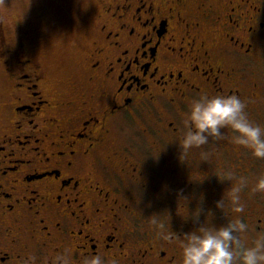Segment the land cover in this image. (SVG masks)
<instances>
[{"label": "flooded vegetation", "instance_id": "1", "mask_svg": "<svg viewBox=\"0 0 264 264\" xmlns=\"http://www.w3.org/2000/svg\"><path fill=\"white\" fill-rule=\"evenodd\" d=\"M83 7L59 35L71 65L53 61L62 57L41 36L0 24V264H51L66 249L72 264L96 254L106 264H181L184 233L232 218L227 193L241 176L239 215L248 234L264 231V193L252 191L264 159L232 144L229 130L182 161L178 145L203 94L239 96L256 124L264 0Z\"/></svg>", "mask_w": 264, "mask_h": 264}, {"label": "clouds", "instance_id": "2", "mask_svg": "<svg viewBox=\"0 0 264 264\" xmlns=\"http://www.w3.org/2000/svg\"><path fill=\"white\" fill-rule=\"evenodd\" d=\"M4 3L5 0H0V6ZM183 125L178 144L180 160L190 150L207 145L210 138L224 140L226 130L231 132L228 139L232 144L248 150L257 159H264V126L249 120L246 105L237 95H200L190 102ZM203 155L207 156V153ZM233 179V174L229 172L222 181L231 182ZM248 185V178L241 176L236 178L235 186L228 191L231 219L225 217L226 222L219 226H209L204 221L183 234L180 242L181 264H264V231L256 233L250 243L243 238L249 231V225L239 214L245 211L241 193ZM252 191L264 193V176L256 180ZM224 207L222 196L216 202V208L223 212ZM198 215L196 212L194 216ZM152 223H158L155 217ZM34 260V257L30 258L28 264H34ZM51 264H72L70 252L66 249L64 253L55 255ZM81 264H106V261L99 254L87 255Z\"/></svg>", "mask_w": 264, "mask_h": 264}, {"label": "rangeland", "instance_id": "3", "mask_svg": "<svg viewBox=\"0 0 264 264\" xmlns=\"http://www.w3.org/2000/svg\"><path fill=\"white\" fill-rule=\"evenodd\" d=\"M86 1L5 0L4 5L0 6V24L3 25L5 32H9L14 25H17L29 32L28 35L31 40H37L36 38L41 36V40L44 42L40 45H45L44 51L48 55L62 57L61 62H59V58H54L53 61L64 65H71L75 61L74 57L70 53V47L59 38V35L63 34L61 33L63 27L70 23L67 20H71V18L80 20V10H83ZM255 70L259 73L260 83L264 90V63L256 65ZM259 115V118L256 119V124L264 126V104L260 108ZM257 211L264 213V205ZM255 235L246 233L243 238L250 243Z\"/></svg>", "mask_w": 264, "mask_h": 264}]
</instances>
